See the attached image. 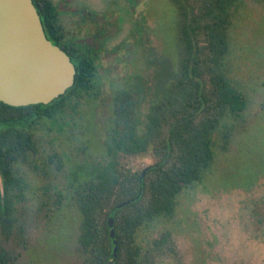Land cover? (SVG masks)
Segmentation results:
<instances>
[{
	"label": "rangeland",
	"instance_id": "374dc122",
	"mask_svg": "<svg viewBox=\"0 0 264 264\" xmlns=\"http://www.w3.org/2000/svg\"><path fill=\"white\" fill-rule=\"evenodd\" d=\"M53 1L64 39H84L96 54L94 85L72 109L37 126V154L16 164L24 186L15 222L10 231L0 222V247L13 264L84 263L71 183L106 158L115 96L131 91L143 123L177 66L169 0ZM228 34L225 71L246 107L217 131L209 168L182 188L172 215L137 231L142 264H264V0H238ZM118 161L138 170L154 157L120 154Z\"/></svg>",
	"mask_w": 264,
	"mask_h": 264
},
{
	"label": "trees",
	"instance_id": "16d2710c",
	"mask_svg": "<svg viewBox=\"0 0 264 264\" xmlns=\"http://www.w3.org/2000/svg\"><path fill=\"white\" fill-rule=\"evenodd\" d=\"M169 1L176 13V68L143 123L131 91L122 90L115 96L106 158L71 183L80 214L77 243L83 264L110 260L112 264H142L137 231L157 217L172 215L182 188L199 181L209 168L217 131L247 104L225 71L231 9L238 0ZM32 3L46 38L63 47L75 75L72 85L46 104L14 106L0 101V222L7 231L15 222L14 202L24 186L16 164L37 154L35 130L43 120L60 117L92 91L96 69V54L88 41L64 39L54 1ZM220 135L226 144L229 132ZM148 151L154 161L141 169L132 170L118 161L120 154ZM53 158L51 154L49 159ZM111 228L117 241L115 257ZM13 262L0 247V264Z\"/></svg>",
	"mask_w": 264,
	"mask_h": 264
},
{
	"label": "water",
	"instance_id": "95a60500",
	"mask_svg": "<svg viewBox=\"0 0 264 264\" xmlns=\"http://www.w3.org/2000/svg\"><path fill=\"white\" fill-rule=\"evenodd\" d=\"M74 75L69 56L46 38L32 0H0V101L14 106L46 104L72 85ZM108 224L112 226L111 217ZM110 236L115 257L113 228Z\"/></svg>",
	"mask_w": 264,
	"mask_h": 264
},
{
	"label": "flooded vegetation",
	"instance_id": "af4514ba",
	"mask_svg": "<svg viewBox=\"0 0 264 264\" xmlns=\"http://www.w3.org/2000/svg\"><path fill=\"white\" fill-rule=\"evenodd\" d=\"M68 40H72V41H78V42H81V43H83V41H86V40H83V39H81V38H70V39H68ZM62 50H64L63 49V47H61L60 45H58ZM64 52H66L65 50H64ZM70 58V57H69Z\"/></svg>",
	"mask_w": 264,
	"mask_h": 264
}]
</instances>
